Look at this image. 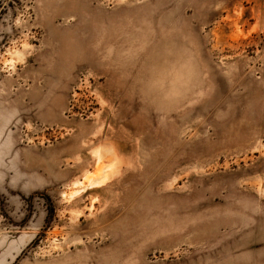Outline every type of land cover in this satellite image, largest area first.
Returning a JSON list of instances; mask_svg holds the SVG:
<instances>
[{
    "label": "rangeland",
    "instance_id": "obj_1",
    "mask_svg": "<svg viewBox=\"0 0 264 264\" xmlns=\"http://www.w3.org/2000/svg\"><path fill=\"white\" fill-rule=\"evenodd\" d=\"M0 264H264V0H0Z\"/></svg>",
    "mask_w": 264,
    "mask_h": 264
},
{
    "label": "bare ground",
    "instance_id": "obj_2",
    "mask_svg": "<svg viewBox=\"0 0 264 264\" xmlns=\"http://www.w3.org/2000/svg\"><path fill=\"white\" fill-rule=\"evenodd\" d=\"M100 171V170H99Z\"/></svg>",
    "mask_w": 264,
    "mask_h": 264
}]
</instances>
